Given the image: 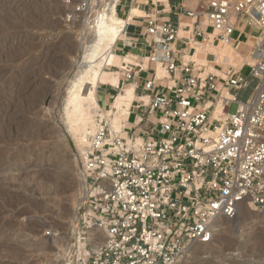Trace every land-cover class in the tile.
<instances>
[{
    "label": "built area",
    "instance_id": "built-area-1",
    "mask_svg": "<svg viewBox=\"0 0 264 264\" xmlns=\"http://www.w3.org/2000/svg\"><path fill=\"white\" fill-rule=\"evenodd\" d=\"M71 1L68 20L87 12L91 0ZM193 4L184 10L192 21L187 37L178 25L146 23L148 61L163 77L155 68L137 86L147 71L137 58L125 57L117 68L122 88L132 84L149 96L130 108L125 136L112 134L107 110H96L72 264H180L194 245L211 243L214 223L233 220L240 206L264 214V0ZM235 35L253 41L241 67L212 70L207 54L194 59L195 45L234 47ZM182 40L189 52L180 56L175 45ZM163 80L169 82L160 91L155 83ZM249 89L241 101L236 93ZM93 230L104 239L95 252Z\"/></svg>",
    "mask_w": 264,
    "mask_h": 264
},
{
    "label": "rangeland",
    "instance_id": "rangeland-1",
    "mask_svg": "<svg viewBox=\"0 0 264 264\" xmlns=\"http://www.w3.org/2000/svg\"><path fill=\"white\" fill-rule=\"evenodd\" d=\"M72 10L71 0H0V264H52L57 256L53 241L71 238V218L83 214L72 153L76 142L54 132L60 121L58 99L66 93L61 59L78 55L88 12L68 20ZM226 65L227 60L220 64ZM236 110L231 104L228 113ZM42 168L44 176L38 177ZM251 210L240 207L210 249L188 254L180 264H264V214Z\"/></svg>",
    "mask_w": 264,
    "mask_h": 264
},
{
    "label": "bare ground",
    "instance_id": "bare-ground-1",
    "mask_svg": "<svg viewBox=\"0 0 264 264\" xmlns=\"http://www.w3.org/2000/svg\"><path fill=\"white\" fill-rule=\"evenodd\" d=\"M117 3L118 0H91L88 12L85 14L86 18H83L84 21L80 27L81 36L78 42V55L73 60H70L69 56L68 60H66V58L63 60L61 59V64L63 63L62 68L65 67V71L67 70L62 80L63 89L66 93L62 96V98L58 99L60 102V121L58 125H56V128H54V132H56L62 139L69 140L72 138L76 142L72 153L79 173L80 187L82 188V196L79 199L78 205H80L81 201H83L86 189L83 178L84 149L89 141V138L95 131L94 117L96 115V110L100 108L96 98L97 88L99 84L117 85L119 72L117 71L112 73L109 71V68L120 67V63L124 59L112 51L116 41L123 32L125 25V21L120 19L116 14ZM96 8H98V10H96ZM132 14L141 15L138 10H134L131 15ZM225 47L226 48L224 49L219 47L204 46L201 51L197 52L196 59H200L198 58V55L207 54L208 58H210V56L217 58V62L219 64L223 63L224 60H227V65L235 66V64H238L239 67H241L242 63L245 62V58L237 51H234L232 46ZM67 50H69V48ZM69 54L71 55L72 52ZM202 55L200 57H202ZM51 56L54 57L53 54ZM220 56L227 57L220 58ZM128 58H125V60H128ZM247 62L252 64L251 59H247ZM47 71L51 70L49 69ZM52 73L53 72L50 73L51 76H54L55 73ZM159 75L160 70L158 69V77ZM49 87V85L47 88L45 87V91ZM132 99L133 89H124L121 94L114 98L113 102L109 106L108 115L110 116L109 124L112 134H121L122 137L125 136L123 135L124 133L122 132V128L124 123H126L125 121L127 115H129ZM44 170L45 168L40 170L38 177L44 176ZM240 207L237 212H239ZM243 214L246 216L250 214V212H245ZM78 218L79 214L77 217L74 215L73 218H71L73 227L76 226L75 223ZM226 222L225 220H217L214 223L212 241L215 237L220 236L219 233L224 232L223 230L225 229L224 225ZM90 235L99 237L98 243L93 244L91 247V250L95 252L103 244V234L99 233L97 230H93ZM41 242L42 243H39L40 248L46 245L43 241ZM211 243L207 245L196 244L190 249L188 254L195 255L198 254L199 251H207L212 246ZM75 244L76 242L72 237L67 238L66 236L53 241V245H56L57 247V256L51 263L72 264L70 263V258ZM78 250L81 254V246H79Z\"/></svg>",
    "mask_w": 264,
    "mask_h": 264
},
{
    "label": "crops",
    "instance_id": "crops-1",
    "mask_svg": "<svg viewBox=\"0 0 264 264\" xmlns=\"http://www.w3.org/2000/svg\"><path fill=\"white\" fill-rule=\"evenodd\" d=\"M193 5L194 4L191 2V0H118V3L116 5V14L120 19L125 21V25L123 28V32L116 41L112 51L123 58H137L142 68L147 70L137 76V86H140L142 79L146 78V76L148 79H151V70L155 68L157 69V72L158 69L160 70L159 77H163L165 75L160 67L150 64L148 61V56L151 51L152 45L151 37L146 34V23L148 19L150 18L158 23L169 22L174 26L178 25L182 29L181 35L187 37L189 32L187 30H184V28H191L192 21L184 16V10L186 8H191ZM134 10H138L141 15H131ZM246 32L248 33L249 31L247 30ZM235 40L236 41L234 42L233 48L240 55H246L253 41L247 38L241 39L237 35H235ZM184 42V40L178 41L175 45V49L177 50L176 52L180 56L189 52V49L184 47ZM194 48L197 50L199 48L203 49V47L197 45H195ZM196 55L197 54H195V56ZM201 55H198V58ZM220 57L223 58L227 56ZM208 62L212 65V70H216L219 66V63L216 61L215 57L208 58ZM120 77L122 80V76L119 73L118 83L116 86L104 84L98 85L96 93L98 104H100L99 101L103 100V105L100 107L106 110L107 108H109L117 95L121 94L124 89L130 88L133 89V99L130 107L131 109H133L140 101H143L145 104L148 102L149 96L141 93L140 90L135 91L134 85L132 86L126 84L127 86L124 85V87L121 88L122 90H120ZM166 82L169 81L163 80L162 82H156L155 84L158 89L160 88L161 91V88L166 86ZM171 85L172 84H170V86ZM128 86L130 88H127ZM117 87L120 90L119 94L117 92L118 89H116ZM162 92H165V89H162ZM243 92L244 90L236 93L239 99L241 95H243ZM246 99L247 97L245 99H242L241 101H245ZM129 111L131 113V110ZM130 118H132V114Z\"/></svg>",
    "mask_w": 264,
    "mask_h": 264
}]
</instances>
